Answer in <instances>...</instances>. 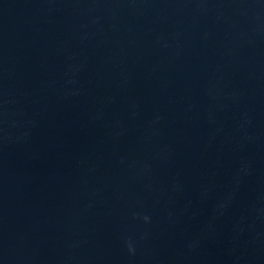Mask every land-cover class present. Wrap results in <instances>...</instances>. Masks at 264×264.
Returning <instances> with one entry per match:
<instances>
[{
	"label": "water",
	"instance_id": "1",
	"mask_svg": "<svg viewBox=\"0 0 264 264\" xmlns=\"http://www.w3.org/2000/svg\"><path fill=\"white\" fill-rule=\"evenodd\" d=\"M0 264H264V0H0Z\"/></svg>",
	"mask_w": 264,
	"mask_h": 264
}]
</instances>
